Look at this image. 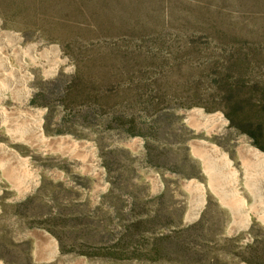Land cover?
<instances>
[{
	"label": "rangeland",
	"instance_id": "374dc122",
	"mask_svg": "<svg viewBox=\"0 0 264 264\" xmlns=\"http://www.w3.org/2000/svg\"><path fill=\"white\" fill-rule=\"evenodd\" d=\"M2 31L0 208L33 195L26 223L70 252L53 264H264V165L240 139L264 151L226 116L264 147V0H0Z\"/></svg>",
	"mask_w": 264,
	"mask_h": 264
},
{
	"label": "crops",
	"instance_id": "0c3cea01",
	"mask_svg": "<svg viewBox=\"0 0 264 264\" xmlns=\"http://www.w3.org/2000/svg\"><path fill=\"white\" fill-rule=\"evenodd\" d=\"M9 189L17 191L22 188L13 185ZM32 196L30 194L25 199H6L1 203L0 262L3 264H53L70 253L62 250L61 244L51 232L44 228H31L26 223L29 218L22 215L20 207L23 201L30 200ZM73 202L79 208L78 213L73 212V216H82V198ZM243 230L245 228L241 227L224 236L234 237Z\"/></svg>",
	"mask_w": 264,
	"mask_h": 264
},
{
	"label": "bare ground",
	"instance_id": "6f19581e",
	"mask_svg": "<svg viewBox=\"0 0 264 264\" xmlns=\"http://www.w3.org/2000/svg\"><path fill=\"white\" fill-rule=\"evenodd\" d=\"M3 32V31H2ZM10 33V32H9ZM7 38H8V35L7 34H5V32H3L2 34H1V36H0V46H2L3 47V45L4 46H7L8 44H7ZM13 38V37H12ZM11 40H13V39H11ZM9 43H10V41H9ZM9 47V46H8ZM6 66V65H5ZM8 66V65H7ZM1 67V66H0ZM11 67V66H10ZM11 69V68H10ZM53 72V71H52ZM3 73V72H2ZM7 73V72H6ZM12 74V73H11ZM11 80V79H10ZM19 80V79H18ZM15 84V83H14ZM9 87V86H8ZM29 90L28 89H24V90H22V97H28V94H29ZM25 100V99H24ZM1 109V108H0ZM39 116V115H38ZM35 117H37L36 115H35ZM188 117H189V119H190V121H197V124L198 123H202V124H200V125H205V126H217V127H222V126H224L225 125V122H226V120L220 115V114H217V113H209V114H207V113H205V112H203L202 110H200V109H192V110H190V111H188ZM30 118V117H29ZM32 118V117H31ZM34 118V117H33ZM30 120V119H29ZM6 121V120H5ZM33 121H35V125H37V129H39L38 128V125H39V118H34L33 119ZM4 122V121H3ZM192 122H191V124H192ZM32 123V122H31ZM204 128V127H203ZM207 128V127H206ZM210 128H212V127H210ZM208 129V128H207ZM215 129V128H214ZM222 129H223V127H222ZM206 130V129H205ZM208 131V130H207ZM206 131V132H207ZM64 139V138H63ZM62 139V140H63ZM241 141H242V145H241V147H240V150H239V153H240V155H241V157H242V159L246 162V160H253L254 162H257L258 164H261V165H264V154L263 153H261L260 151H258V150H256L255 148H253L251 145H249V144H247L246 143V141L244 140V138H241L240 139ZM202 143L205 145V146H207V148H209V151L215 156V157H217L218 158V160L220 159L221 160V162L225 165V167L226 168H230V165H231V161H229L228 159H227V157H226V155L224 154V153H221L219 150H218V147L217 146H215L213 143L211 144V143H209V142H205V141H202ZM203 146V145H202ZM205 148V147H204ZM194 149H196V148H194ZM203 150V149H202ZM201 153V152H200ZM207 153V152H206ZM195 154H196V152H195ZM199 155V154H198ZM197 155V156H198ZM212 155V156H213ZM200 156H202L203 157V155H200ZM204 158V157H203ZM200 159L202 160V158L200 157ZM205 160V159H204ZM207 160V159H206ZM217 160V159H216ZM217 160V161H218ZM243 162V161H242ZM245 162H244V164H245ZM249 162V161H248ZM216 163V162H215ZM247 163V162H246ZM204 164H205V162H204ZM248 164V163H247ZM246 164V165H247ZM219 165V164H218ZM206 166V165H205ZM215 166H217V165H215ZM209 167V166H208ZM208 167H205V169L207 168L208 169ZM217 168H218V166H217ZM221 168H224V167H221ZM206 169V170H207ZM247 169H249V168H247ZM209 170V169H208ZM220 170V169H219ZM223 170V169H222ZM251 170V169H250ZM255 170V169H254ZM224 171H226L225 169H224ZM235 171V170H234ZM245 171V170H244ZM256 171V170H255ZM247 172V171H246ZM206 173V172H205ZM250 173V172H249ZM258 173V172H257ZM213 175V174H212ZM234 175V174H233ZM235 176V175H234ZM249 176V175H248ZM236 177V176H235ZM244 177H245V174H244ZM256 177V176H255ZM259 177H260V175H259ZM258 177V178H259ZM262 177V176H261ZM260 177V178H261ZM212 178V177H211ZM263 178V177H262ZM261 178V179H262ZM263 181V180H262ZM211 182H212V180H211ZM210 182V183H211ZM216 182V181H215ZM234 181H232V183H233ZM264 182V181H263ZM263 182H262V184H263ZM260 183V182H259ZM35 184V183H34ZM257 184V183H256ZM187 185H188V187H192V188H197V193H198V196H199V199H200V201H199V203H200V206H201V204H202V197H203V188H202V186L199 184V183H195L194 181H190V182H188L187 183ZM216 186V185H215ZM249 186H250V184H249ZM212 187V186H211ZM236 187V186H235ZM247 187H248V185H247ZM262 187H264V186H262ZM212 188H215V187H212ZM211 188V189H212ZM250 188V187H249ZM233 190V189H232ZM262 191V190H261ZM233 192V191H232ZM234 193V192H233ZM264 193V192H263ZM262 194V193H261ZM238 195H239V193H238ZM237 196V195H236ZM262 197H263V195H261ZM240 200V199H239ZM242 200V199H241ZM263 200V199H262ZM260 202H261V200H260ZM264 203V202H263ZM240 204V203H239ZM245 205V204H244ZM200 206H197V208H194L193 210H192V215L190 216V218H193V216L195 215V213L197 212V210L200 208ZM196 207V206H195ZM241 207V206H240ZM244 208L243 209H241V211H242V213L244 214L242 217H243V221H242V227H247L248 225H249V223H250V211H249V209L248 208H246L245 206H243ZM261 207V206H260ZM262 208V210L259 212V213H261L262 215H264V207H261ZM259 211V210H258ZM259 215V214H258ZM261 217V216H260ZM259 217V218H260ZM263 217V216H262ZM262 219H264V218H262ZM51 241V240H50ZM51 247V246H50ZM54 247V246H53ZM54 250V249H53ZM0 264H1V262H0Z\"/></svg>",
	"mask_w": 264,
	"mask_h": 264
},
{
	"label": "trees",
	"instance_id": "16d2710c",
	"mask_svg": "<svg viewBox=\"0 0 264 264\" xmlns=\"http://www.w3.org/2000/svg\"><path fill=\"white\" fill-rule=\"evenodd\" d=\"M264 89V87H263ZM43 95L42 92H39V93H36L31 102L32 103H37V98L38 97H41ZM261 96H262V102H261V105H260V110L261 112L264 114V91L261 92ZM232 101V99H230V102ZM229 122H230V125L236 127L238 130L250 135L253 139H254V145H256L259 149H261L262 151H264V147L262 145H260L259 141H257L256 139V135L255 134H258V131L260 130V126L258 124H255L254 126L253 125H247L245 124V127H241L240 125H237L235 123V121L233 120L232 116L229 115V114H226Z\"/></svg>",
	"mask_w": 264,
	"mask_h": 264
}]
</instances>
